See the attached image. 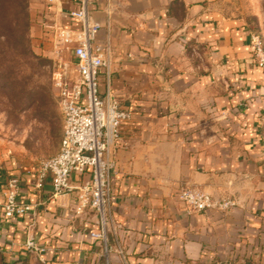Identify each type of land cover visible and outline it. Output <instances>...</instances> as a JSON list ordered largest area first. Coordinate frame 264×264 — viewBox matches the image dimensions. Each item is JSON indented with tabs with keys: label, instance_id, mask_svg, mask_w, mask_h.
<instances>
[{
	"label": "crops",
	"instance_id": "crops-1",
	"mask_svg": "<svg viewBox=\"0 0 264 264\" xmlns=\"http://www.w3.org/2000/svg\"><path fill=\"white\" fill-rule=\"evenodd\" d=\"M230 2L91 0L94 50L109 60L100 98L108 92L131 115L108 177L109 264H264V72L246 23L226 11ZM75 8L74 0H28L35 52L51 54L54 30L71 27ZM6 169L4 180L18 178V201L32 211L6 219L0 193V264H104L89 237L97 215L74 214L75 189L53 197L49 180L36 186V169ZM184 187L235 206L188 215L177 199ZM29 227L35 255L23 248Z\"/></svg>",
	"mask_w": 264,
	"mask_h": 264
},
{
	"label": "built area",
	"instance_id": "built-area-1",
	"mask_svg": "<svg viewBox=\"0 0 264 264\" xmlns=\"http://www.w3.org/2000/svg\"><path fill=\"white\" fill-rule=\"evenodd\" d=\"M51 1V0H48ZM76 8L66 15L71 27H57L53 32L51 58L55 64L52 85L57 107L63 123L58 152L40 162L36 170V186L50 181L52 196H63L76 190L73 212L83 215L94 211L99 229L89 237L103 248L105 264H109L107 240V190L108 177L114 170V150L120 140L123 124L130 121L128 110L122 109L107 92L104 99L99 95L98 75L108 71L109 60L94 50L99 29L90 14L91 0H74ZM251 49L255 63L264 72V50L258 37L251 36ZM72 56L77 78L70 77V62L64 55ZM73 177L84 178L73 188ZM0 193L6 219L20 217L32 211V206L18 201L19 180L8 178ZM188 215L203 214L212 210L228 212L235 204L229 199H214L196 187H184L177 194ZM23 248L30 254H38L32 227L26 233Z\"/></svg>",
	"mask_w": 264,
	"mask_h": 264
},
{
	"label": "rangeland",
	"instance_id": "rangeland-1",
	"mask_svg": "<svg viewBox=\"0 0 264 264\" xmlns=\"http://www.w3.org/2000/svg\"><path fill=\"white\" fill-rule=\"evenodd\" d=\"M226 11L244 20L264 50V0H231ZM29 43L26 51L15 57L13 82L6 84L0 78V183L8 177L6 168L15 163L37 170L40 162L58 152L62 137L52 85L55 64L47 52L33 50L30 38ZM252 61L256 65L253 54ZM21 264L42 263L29 257Z\"/></svg>",
	"mask_w": 264,
	"mask_h": 264
},
{
	"label": "trees",
	"instance_id": "trees-1",
	"mask_svg": "<svg viewBox=\"0 0 264 264\" xmlns=\"http://www.w3.org/2000/svg\"><path fill=\"white\" fill-rule=\"evenodd\" d=\"M5 18L0 27V78L10 84L16 70L15 57L24 53L30 44L28 0H0V24Z\"/></svg>",
	"mask_w": 264,
	"mask_h": 264
}]
</instances>
